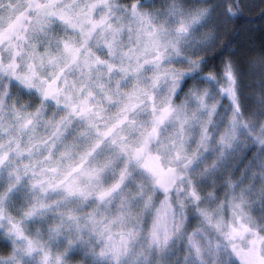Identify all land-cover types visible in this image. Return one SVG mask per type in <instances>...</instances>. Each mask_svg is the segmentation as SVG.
<instances>
[{
    "label": "clouds",
    "instance_id": "9594fccd",
    "mask_svg": "<svg viewBox=\"0 0 264 264\" xmlns=\"http://www.w3.org/2000/svg\"><path fill=\"white\" fill-rule=\"evenodd\" d=\"M0 264H264V0H0Z\"/></svg>",
    "mask_w": 264,
    "mask_h": 264
}]
</instances>
